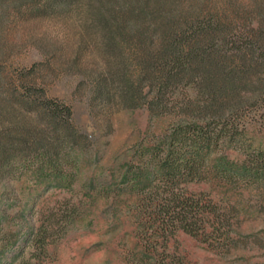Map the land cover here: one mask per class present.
Here are the masks:
<instances>
[{"label":"trees","instance_id":"16d2710c","mask_svg":"<svg viewBox=\"0 0 264 264\" xmlns=\"http://www.w3.org/2000/svg\"><path fill=\"white\" fill-rule=\"evenodd\" d=\"M47 23L68 27L75 42L65 49L42 36ZM29 43L43 60L24 66L16 54ZM64 77L104 131L117 113L169 118L122 169V191L153 237L227 234L237 207L189 185L234 195L240 184L264 185V149L248 153L242 128L255 111L264 120V0H0V202L26 173L45 189L71 188L97 144L74 107L50 94L49 82ZM54 217L30 225L35 251L74 220Z\"/></svg>","mask_w":264,"mask_h":264},{"label":"rangeland","instance_id":"374dc122","mask_svg":"<svg viewBox=\"0 0 264 264\" xmlns=\"http://www.w3.org/2000/svg\"><path fill=\"white\" fill-rule=\"evenodd\" d=\"M38 32L65 49L69 41L75 42L62 24H43ZM18 38L23 44L29 40L27 36ZM16 56L24 66L43 60L31 43ZM91 60L92 56L84 59L85 63ZM49 83L50 94L74 107L78 124L97 144L86 155V165L71 188L45 189V181L36 173L12 182V199L0 202V215L5 217L0 221V264H264V185L240 184L236 195L212 190L209 185H189L194 192L210 193L220 207H237L239 213L230 216L227 234L202 240L184 232L153 237L139 227L132 207L136 197L122 191V169L135 159L137 144L152 141L169 127V118L151 119L146 110L131 116L117 113L112 130L104 131L103 123L90 114L87 99L73 95L74 79L64 77ZM255 112L262 114L263 110ZM255 112L242 125L248 153L264 149V120ZM64 214L74 219L65 233L50 242L44 253L35 251L30 225L38 228L46 218L60 219ZM19 232L22 235L17 236Z\"/></svg>","mask_w":264,"mask_h":264}]
</instances>
